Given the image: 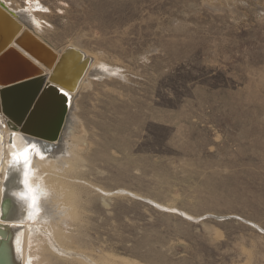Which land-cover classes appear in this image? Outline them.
<instances>
[{
  "label": "rangeland",
  "instance_id": "rangeland-1",
  "mask_svg": "<svg viewBox=\"0 0 264 264\" xmlns=\"http://www.w3.org/2000/svg\"><path fill=\"white\" fill-rule=\"evenodd\" d=\"M8 2L118 69L76 95L75 207L30 264H264V0Z\"/></svg>",
  "mask_w": 264,
  "mask_h": 264
},
{
  "label": "bare ground",
  "instance_id": "bare-ground-1",
  "mask_svg": "<svg viewBox=\"0 0 264 264\" xmlns=\"http://www.w3.org/2000/svg\"><path fill=\"white\" fill-rule=\"evenodd\" d=\"M36 6L37 4L35 2H31L29 8H25L26 6L12 7L10 6L8 0H0V10L9 12V15L18 20L22 27V31L12 41V43L9 45V48L17 49L23 55H26L29 61L32 63L30 69L35 70V68H37L41 70L39 75L33 77L34 79H38L37 83H52L58 89L60 86H63L64 89L69 92V95L67 96L68 109L62 123L59 138L57 140L49 141L43 139L40 140L35 136L23 133L19 127V124L10 119L4 113L3 109H0V264H30V260L28 261L26 259V255H28V248L31 247V249H34L37 247L36 249H38V246H36L37 244L35 246L33 245V242L36 241L37 233L49 229L48 223H51L53 220H61L59 215L71 214L70 212H72L71 210L73 209L72 206L73 201L76 199V193L73 192L74 190L71 188L70 183L66 181V177L62 176L63 173L59 174L61 172H57V170L63 169L60 164H67L69 153L73 152L72 148L69 150L67 144L69 141L71 142L73 136L76 135H73L72 132V126L74 124L73 108L76 95L83 87L89 84L91 77L94 78L107 76L118 70L111 68V66L108 67L102 61H100V59L98 60L97 57L92 56L90 52L72 44L67 45L61 50L56 49L59 54V58L52 67H48L42 62L38 61L34 56H32L30 52L22 47L21 43H23V41L20 39L22 34L26 33L29 34V36L33 35L42 41L47 42L39 35V30L41 28L40 19L35 13L31 11V7L35 8ZM75 51L80 52L81 56L79 58V62H86L88 57V64L85 63L83 68L85 69V75L82 79L79 75H82L84 71L82 70L81 74H78V72H74L75 70L73 67H71L74 59L73 54H76ZM3 53H5V51L0 54V58L2 57ZM80 67L81 65H77V68ZM73 72L74 74L77 73L78 76H72L71 73ZM25 75L26 72L23 71L22 75L15 79L18 81L14 80L8 84H4L0 80V86H2L0 87V96L3 95L5 90L9 89V86H14L23 82L19 79H22V77H25ZM58 92L61 93L60 91ZM61 94L58 95L60 96ZM13 144L15 145V148H13ZM33 145L34 147H32L30 154L31 168L26 176V165L22 162H14L11 158V153ZM66 168L69 169L70 165ZM66 168L64 170H66ZM72 168L73 167H71V169ZM69 175H72V173ZM26 180L28 181L27 184L25 183ZM9 196L11 197L9 198L10 203H8L6 206V208L9 207V210L6 211L7 213L5 215H3L4 212L2 209V204L5 197ZM29 219H31V221ZM51 227H55V225ZM62 230L64 231V229ZM54 231L58 232L56 230ZM48 233L50 236V232ZM58 234L60 237H62L60 235V231L59 233H55V238L59 237ZM64 238H57L58 240L60 239L61 242H56L62 243V241L66 239ZM65 243L66 242L62 244L65 245ZM64 250L66 249L64 248L63 251L61 249V252H65L66 254L67 252ZM52 253L54 254V250ZM29 255L31 259L36 257V255L32 252ZM67 256L68 255L65 257ZM42 258L45 257L43 256ZM49 259L47 258V260ZM126 261L130 262L129 259ZM31 262L32 264H35L33 260H31ZM125 262L124 264L127 263ZM92 263L96 264L95 262Z\"/></svg>",
  "mask_w": 264,
  "mask_h": 264
},
{
  "label": "water",
  "instance_id": "water-1",
  "mask_svg": "<svg viewBox=\"0 0 264 264\" xmlns=\"http://www.w3.org/2000/svg\"><path fill=\"white\" fill-rule=\"evenodd\" d=\"M0 23V54L5 51L0 58V80L8 84L19 78L23 71L26 72L25 77L19 79L23 82L9 86V89L0 96V109H3L10 119L19 124L23 133L40 140H57L67 114L68 97L59 93L58 88L52 83H37L38 79L33 77L39 75L41 70L30 69L32 63L28 57L17 49L9 48L12 41L22 31L20 22L10 16L9 12L0 10ZM20 39L23 41L22 47L48 67H52L59 58L56 49L36 36L23 33ZM75 53L71 67L75 70L74 72L81 74L82 70H85L83 69L85 63L88 64V57L86 62H79L80 52L75 51ZM77 65L81 67L77 68ZM74 72L71 75L78 76ZM84 75L85 71L79 76L82 79ZM9 198L11 197H5L3 201V215L9 210V207L6 208L10 203Z\"/></svg>",
  "mask_w": 264,
  "mask_h": 264
},
{
  "label": "snow or ice",
  "instance_id": "snow-or-ice-1",
  "mask_svg": "<svg viewBox=\"0 0 264 264\" xmlns=\"http://www.w3.org/2000/svg\"><path fill=\"white\" fill-rule=\"evenodd\" d=\"M2 87V86H0ZM65 97L69 95V92L64 89L63 86H60L58 89ZM33 146L25 147L22 150L14 151L11 153V158L16 163H23L26 165V171L25 175L27 176L28 171H30L31 165H30V154ZM13 148H15V145L13 144ZM25 183L27 184L28 181L26 180Z\"/></svg>",
  "mask_w": 264,
  "mask_h": 264
}]
</instances>
